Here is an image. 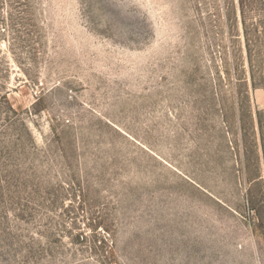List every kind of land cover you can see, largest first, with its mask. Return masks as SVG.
<instances>
[{"label": "rangeland", "instance_id": "374dc122", "mask_svg": "<svg viewBox=\"0 0 264 264\" xmlns=\"http://www.w3.org/2000/svg\"><path fill=\"white\" fill-rule=\"evenodd\" d=\"M0 264H264V0H0Z\"/></svg>", "mask_w": 264, "mask_h": 264}]
</instances>
